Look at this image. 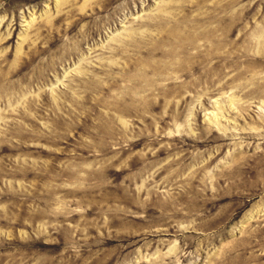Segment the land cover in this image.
I'll use <instances>...</instances> for the list:
<instances>
[{"label": "rangeland", "instance_id": "374dc122", "mask_svg": "<svg viewBox=\"0 0 264 264\" xmlns=\"http://www.w3.org/2000/svg\"><path fill=\"white\" fill-rule=\"evenodd\" d=\"M0 264H264V0H0Z\"/></svg>", "mask_w": 264, "mask_h": 264}]
</instances>
